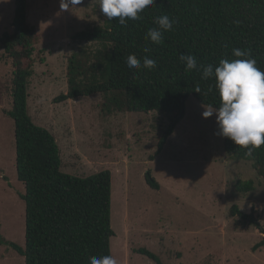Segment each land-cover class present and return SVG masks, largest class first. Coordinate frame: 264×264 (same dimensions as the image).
I'll return each instance as SVG.
<instances>
[{"label": "rangeland", "instance_id": "1", "mask_svg": "<svg viewBox=\"0 0 264 264\" xmlns=\"http://www.w3.org/2000/svg\"><path fill=\"white\" fill-rule=\"evenodd\" d=\"M29 0L28 22L39 38L29 64L28 110L35 124L56 138L62 171L85 178L112 173V257L117 264H264V249L254 251L262 234L233 218L230 210L253 214L264 226V178L253 163L229 158L216 116L204 119L206 106L193 96L162 153L155 157L168 114L104 115L103 97L57 102L68 91V62L81 47L74 36L105 25L99 0ZM15 0H0V39L12 33ZM12 62L0 48V235L26 246L25 186L16 166L14 121L6 114L13 99ZM154 157V158H153ZM159 183L153 190L146 174ZM254 182L251 192L237 184ZM0 264H26L0 244Z\"/></svg>", "mask_w": 264, "mask_h": 264}, {"label": "trees", "instance_id": "2", "mask_svg": "<svg viewBox=\"0 0 264 264\" xmlns=\"http://www.w3.org/2000/svg\"><path fill=\"white\" fill-rule=\"evenodd\" d=\"M28 1L15 0L14 30L0 39V48L13 67V106L6 114L14 121L17 173L25 186L21 198L26 204V246L1 235L0 244L11 247L26 264H90L93 256H112L113 177L109 170L85 178L63 172L55 136L35 124L29 114L28 88L34 75L29 60L39 38L28 22ZM139 15V20H128L127 26L114 18L74 36L79 43L100 48L84 46L72 54L68 91L57 102L102 95L104 115L168 114L170 124L159 142L157 157L183 119L185 99L193 96L206 107L220 105L215 77L203 79L202 70L186 71L181 55H192L198 65L211 64L215 70L222 59H237L233 49H240L249 52L264 72V0H155ZM163 15L174 22L173 27L163 32L160 44H154L147 32L158 27L154 21ZM129 55L141 63L148 56L156 60V68L131 69ZM224 149L232 160L253 163L258 176L264 178V145L248 155L247 149L224 137ZM146 182L153 190L160 189L151 172ZM237 189L251 192L254 182H239ZM230 215L259 230L262 237L253 250L264 249V226L257 218L238 206L231 208ZM139 253L162 264L146 249Z\"/></svg>", "mask_w": 264, "mask_h": 264}, {"label": "clouds", "instance_id": "3", "mask_svg": "<svg viewBox=\"0 0 264 264\" xmlns=\"http://www.w3.org/2000/svg\"><path fill=\"white\" fill-rule=\"evenodd\" d=\"M72 0H67L68 4ZM155 0H99V10L111 21L118 18V23L127 26L128 20H139V13L153 5ZM154 23L158 26L150 28L147 37L154 44L162 42L163 32L173 27V21L167 15L158 17ZM149 49L145 48V52ZM237 59H222L219 66L213 69L211 64L198 65L192 55H181L180 61L185 64L186 71L202 70V78L215 77V89L220 98L218 108L208 105L202 113L204 119L215 114L219 134L230 139L236 146L247 149L248 155L264 145V72L256 66V60L250 53L233 49ZM127 65L131 69L153 70L156 60L145 56L143 62L135 55H129ZM196 92L200 89L197 87ZM90 264H117L111 255L90 258Z\"/></svg>", "mask_w": 264, "mask_h": 264}, {"label": "water", "instance_id": "4", "mask_svg": "<svg viewBox=\"0 0 264 264\" xmlns=\"http://www.w3.org/2000/svg\"><path fill=\"white\" fill-rule=\"evenodd\" d=\"M186 103V99L184 100V104Z\"/></svg>", "mask_w": 264, "mask_h": 264}]
</instances>
